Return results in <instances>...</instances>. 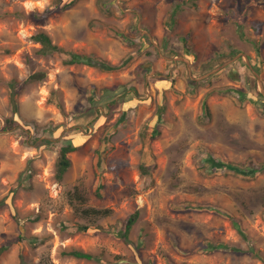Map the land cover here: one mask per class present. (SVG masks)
<instances>
[{
  "label": "rangeland",
  "instance_id": "obj_1",
  "mask_svg": "<svg viewBox=\"0 0 264 264\" xmlns=\"http://www.w3.org/2000/svg\"><path fill=\"white\" fill-rule=\"evenodd\" d=\"M69 1L0 0V246L11 242L0 264H264V170H213L203 158L264 164V116L250 102H264V42L257 55L248 40L264 38V0ZM39 30L126 64H67L39 51ZM229 43L236 54H222ZM36 71L41 78L25 80ZM9 117L18 124L6 127ZM68 140L77 148L57 179ZM79 183L88 197L72 205ZM86 207L112 211L90 217ZM134 211L124 241L117 228ZM19 233L39 240L18 244ZM206 242L234 248L200 250ZM70 248L100 260L63 253Z\"/></svg>",
  "mask_w": 264,
  "mask_h": 264
},
{
  "label": "trees",
  "instance_id": "obj_2",
  "mask_svg": "<svg viewBox=\"0 0 264 264\" xmlns=\"http://www.w3.org/2000/svg\"><path fill=\"white\" fill-rule=\"evenodd\" d=\"M74 0H70L69 2H72ZM101 1V0H100ZM180 6V3L177 2L175 7L174 8H179ZM177 13L178 11L176 10H172L171 13H170V16H169V22H166V29L167 28V25L169 23H175L176 22V19H177ZM233 14V11L232 13ZM241 28H242V23H241V20L240 19H237L236 21V29H238L240 31V35H242L243 38H246L247 39V33H244L241 31ZM32 38L39 42L40 43V49L39 51L42 53V54H53V53H61L63 56L64 55H67L68 57L66 59H64V62L67 63V64H87V65H90V66H95V67H98V68H101L103 70H112V69H116L120 66H123L126 64V61H127V58L124 59L122 62H120L119 64H114V63H110L109 61L107 60H103V59H100V58H97L95 56H92L90 54H87V53H81V52H78V51H72V50H68V49H65L63 48L62 46L56 44L53 42L50 34L44 30H39L37 31L35 34L32 35ZM182 40H185V37L182 36ZM250 40V43L253 47V50L255 51V53L257 55H260V52H261V44L262 42H264V38L262 37L261 39H248ZM145 43H143V45L145 44H149V45H152L151 41H149V39H146L144 41ZM172 50V49H170ZM238 52V50H236V48H233L231 46V44L229 43L228 44V51L226 52H222V54H228L229 56L230 55H234ZM219 53V52H217ZM248 57L250 58L251 56L248 54ZM238 62H242L246 67V62L243 60L242 56H240L238 59H237ZM254 67V65H253ZM248 68V67H247ZM256 71H258L259 69L254 67ZM43 75V72L42 71H36V72H33L31 73L27 79H25L26 81H29V80H35V79H39L41 78ZM231 78H235V75H229ZM189 81L191 83H196V81L194 79H189ZM16 83H15V80H11L9 81V86L12 87L11 88V97H10V100L15 103V98H14V95L15 93L17 92V90L15 89ZM95 91L96 89L93 88ZM238 92V95H239V98L240 100L242 101V103H244L247 99H248V96L247 94L244 92H241L239 90H236ZM211 93V92H210ZM95 94V93H93ZM209 95V93L206 94V96L203 98V101H202V109L204 111L203 114H206V115H209L210 114V111H209V106H208V103H207V96ZM94 96V95H93ZM112 103L111 104H114V101H111ZM250 102L253 103L257 109V111L259 113H261L263 116H264V102L262 101L261 104L259 103H256V101L254 102L253 100L250 99ZM16 108V107H15ZM15 112V111H14ZM14 124H18V121H16L13 117H9V118H6V127H11L13 126ZM28 126V129L27 131L29 130V125ZM46 142H50L51 140L49 139H45ZM77 148V145L73 144L70 140L68 141H64L60 147L58 148L57 150V156H56V161H55V177L57 179H61L63 177V175L65 174V172L68 170V168L70 167L71 165V160L70 158L68 157V153L71 152V151H74L75 149ZM205 154V153H204ZM206 162H208V168L210 169H229V170H233L235 171L236 173H240V174H243V175H251L252 173L255 172V170H264V164H261L260 166L258 167H248V168H243V167H239L231 162H227V161H222V160H219V159H215L214 157L206 154L204 157ZM99 168V166H98ZM143 169H146V167H143ZM101 187V180H98V185L96 186V188H100ZM88 197L87 195V192L82 188V186L79 184H76L74 185L69 191H68V200L70 201V203L72 205L76 204L77 201L78 202H83L84 200H86ZM111 208L110 207H102V208H96V207H86V208H83L81 210V212L87 216H90V217H101V216H107L111 213ZM38 215H36L35 217L37 218ZM137 216H138V212L137 211H134L132 213H129L128 216H126V218L122 221H120V227H118L117 231H118V234L122 237V239L124 241L127 240V237H128V233H129V230L132 226V224L135 222V220L137 219ZM232 222L234 224V226L236 227V223L234 222V220L232 219ZM89 223H85V224H78L77 225V230H81V231H85L87 230L90 225H88ZM241 235H243V233L241 232ZM28 238L29 240L31 239V241H33V243L37 242L39 240V237L35 236V235H30V236H26L25 234H22V233H19L13 241H15L16 243L18 244H22V240L25 239V238ZM245 238V237H244ZM11 242H6L5 244H2L0 246V252L5 250L8 245L10 244ZM215 248H234V247H231L225 243H222V242H218L216 243V245H211L209 244L208 242L204 243L202 246H200V250H203V251H206V250H211V249H215ZM64 254H67V255H72L74 257H77V258H84V259H94V260H100V257L95 255V254H92L90 252H86V251H83L82 249H78V248H70L68 250H64L63 251Z\"/></svg>",
  "mask_w": 264,
  "mask_h": 264
},
{
  "label": "clouds",
  "instance_id": "obj_3",
  "mask_svg": "<svg viewBox=\"0 0 264 264\" xmlns=\"http://www.w3.org/2000/svg\"><path fill=\"white\" fill-rule=\"evenodd\" d=\"M25 6H26V7H30V5H29V4H27V3L25 4ZM39 6H40V7H42V6H43V4L41 3Z\"/></svg>",
  "mask_w": 264,
  "mask_h": 264
},
{
  "label": "water",
  "instance_id": "obj_4",
  "mask_svg": "<svg viewBox=\"0 0 264 264\" xmlns=\"http://www.w3.org/2000/svg\"><path fill=\"white\" fill-rule=\"evenodd\" d=\"M236 57V56H235ZM219 67H216L215 69H213V71H216ZM262 88L264 89L263 85L261 84ZM263 92V90H262ZM264 93V92H263Z\"/></svg>",
  "mask_w": 264,
  "mask_h": 264
}]
</instances>
